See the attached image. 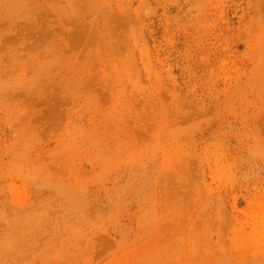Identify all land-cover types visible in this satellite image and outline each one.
<instances>
[{
	"label": "rangeland",
	"instance_id": "rangeland-1",
	"mask_svg": "<svg viewBox=\"0 0 264 264\" xmlns=\"http://www.w3.org/2000/svg\"><path fill=\"white\" fill-rule=\"evenodd\" d=\"M0 264H264V0H0Z\"/></svg>",
	"mask_w": 264,
	"mask_h": 264
}]
</instances>
